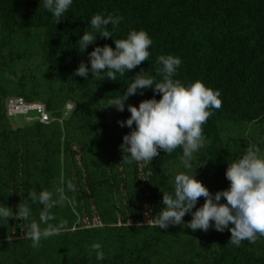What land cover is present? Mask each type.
<instances>
[{
  "label": "trees",
  "instance_id": "trees-1",
  "mask_svg": "<svg viewBox=\"0 0 264 264\" xmlns=\"http://www.w3.org/2000/svg\"><path fill=\"white\" fill-rule=\"evenodd\" d=\"M43 3L0 0V206L15 213L18 204H27L31 210L27 221L0 219V264H264V237L235 246L230 231H216L214 222L207 231L187 228L191 213L180 225L156 226L163 193L174 194L175 175L191 170L180 163L182 148L159 150L149 163H127L120 145L135 124L130 129L118 121L130 117L128 105L161 94L138 91L122 112L105 107L141 71L162 82L158 57H178L173 80L184 86L200 81L220 93L222 106L209 109L205 145L191 164L210 193L226 190L228 163L253 145L264 155V0H72L57 23ZM98 14L122 17L116 28L107 26L112 37L91 28ZM141 30L152 40L147 61L115 81L102 79L106 72L75 75L82 62L90 69L95 47L115 49V39ZM85 32L97 35L81 52ZM9 96L41 102L51 120L14 122L5 108ZM58 188L65 201L50 209L55 219L48 223L59 234L33 248L25 237L28 224L47 225L39 220L43 206L27 193L50 191L58 200ZM203 203L200 197L192 211ZM220 203H226L223 197ZM95 243L103 260L96 259Z\"/></svg>",
  "mask_w": 264,
  "mask_h": 264
},
{
  "label": "clouds",
  "instance_id": "clouds-1",
  "mask_svg": "<svg viewBox=\"0 0 264 264\" xmlns=\"http://www.w3.org/2000/svg\"><path fill=\"white\" fill-rule=\"evenodd\" d=\"M71 4L72 0H44L43 7L52 13L57 23ZM121 20L120 16L104 17L98 14L91 18L90 26L101 37L109 38L112 37V32L107 26L116 28ZM96 35L85 32L79 39V50L83 52L87 45L93 44ZM114 43L115 49L108 45L95 47L89 53L90 69L82 62L75 75L87 78L89 71L92 75L106 72L102 79L106 77L115 81L117 74L124 76L148 60V48L152 40L141 30L131 31L126 39H115ZM157 63L162 65L157 70L163 77L162 82L155 81L153 77H145L141 71L131 79L123 95L109 99L105 106H114L122 112L125 108L124 101L138 91L142 94V90L151 88L161 94L159 100H143L138 107L128 105L130 117L123 122L118 121L121 127L126 125L130 129L135 124L134 130L123 136V143L120 145L122 153L127 154L123 157L127 163H149L159 155V150L171 154L175 149L182 148L180 163L185 169L191 170V174L181 172L175 175L174 194L163 193L162 203L165 207L156 218V226L166 229L169 224L180 225L185 214L191 213L192 219L185 226L192 231H207L210 222H214L216 231L223 232L226 228L230 231L231 244L240 246L244 240L255 244L258 236L264 237V155L260 154V149L255 145L249 147L242 158L228 163L225 177L230 182L229 187L214 195L210 193L194 178L191 161L193 154L205 145L202 125L213 114L209 109L218 110L222 106L220 93L200 81L184 86L179 80H173L172 77L181 64L178 57L161 55ZM30 113L34 115L33 112ZM67 188L75 191L71 181L67 182ZM56 194L59 196L58 200L53 199L50 191L37 193L30 190L27 193L32 203L38 202L43 206L39 220L47 225L41 229L40 224L34 220L28 224L25 237L32 241L33 248L39 247L42 238L59 234V229L48 223L55 219L50 214V209L65 201L63 189L58 188ZM200 197L204 198V203L193 212ZM222 197L226 203H220ZM17 207L18 210L14 213L11 208L0 206V219L5 222L9 218L29 220L30 207L27 204H18ZM229 224L233 227L229 228ZM91 248L96 252L97 260L104 259L99 243L93 244Z\"/></svg>",
  "mask_w": 264,
  "mask_h": 264
},
{
  "label": "built area",
  "instance_id": "built-area-1",
  "mask_svg": "<svg viewBox=\"0 0 264 264\" xmlns=\"http://www.w3.org/2000/svg\"><path fill=\"white\" fill-rule=\"evenodd\" d=\"M70 107L66 104V109ZM7 115L12 118H16L18 115L26 112H33L34 119H37L41 123H48L51 117L46 113L44 106L38 102L24 101L21 97H11L6 100L5 104Z\"/></svg>",
  "mask_w": 264,
  "mask_h": 264
},
{
  "label": "rangeland",
  "instance_id": "rangeland-1",
  "mask_svg": "<svg viewBox=\"0 0 264 264\" xmlns=\"http://www.w3.org/2000/svg\"><path fill=\"white\" fill-rule=\"evenodd\" d=\"M8 98H11V96H9V97H6V99H5V102H6V100L8 99ZM33 102H39V101H33ZM39 103H41V102H39ZM42 104V103H41ZM8 117H11V116H9L8 115ZM32 119H34V117H33V115H32V113H30V112H26V113H22V115H18L16 118H13L12 120L15 122V121H23V120H32ZM146 218V217H145ZM85 220V219H84Z\"/></svg>",
  "mask_w": 264,
  "mask_h": 264
}]
</instances>
